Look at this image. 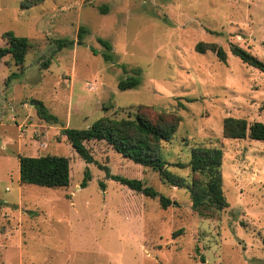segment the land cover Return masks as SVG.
Wrapping results in <instances>:
<instances>
[{"label": "rangeland", "instance_id": "rangeland-1", "mask_svg": "<svg viewBox=\"0 0 264 264\" xmlns=\"http://www.w3.org/2000/svg\"><path fill=\"white\" fill-rule=\"evenodd\" d=\"M22 1L0 0V48L6 32L30 44L21 68L10 56L0 60V264H202L200 256L205 264H264V143L222 134L229 117L264 124V73L229 51L237 46L264 62V0H45L21 9ZM80 27L84 45L55 52V41L76 42ZM98 38L110 43L112 62ZM198 43L221 47L225 61L196 53ZM134 72L139 86L119 91ZM138 107L151 121L179 120L161 143L170 164L187 163L193 148L221 151L227 208L193 207L188 188L163 183L104 142L86 143L98 165L86 164L61 133ZM46 155L68 158L66 188L20 182L18 157ZM99 166L173 204L162 209ZM85 171L90 181L80 188ZM168 171L186 185L206 181L189 168Z\"/></svg>", "mask_w": 264, "mask_h": 264}, {"label": "trees", "instance_id": "trees-1", "mask_svg": "<svg viewBox=\"0 0 264 264\" xmlns=\"http://www.w3.org/2000/svg\"><path fill=\"white\" fill-rule=\"evenodd\" d=\"M44 1L23 0L20 7L21 9H29ZM105 11L101 10V13L105 14ZM87 33L85 28L80 27L77 31L76 42L66 39L56 40L55 52L63 48H72L74 45L83 46V40ZM3 38L7 42V46L0 48V60L6 56H10L14 65L21 68L30 48L28 40L17 37L12 32H6ZM97 43L104 49L102 53L104 61L112 62L113 55L110 43L100 38L97 39ZM194 50L199 54H205L207 51H210L220 62H224L226 59L224 50L213 44L198 43ZM229 51L231 55L238 58L243 64L264 73V62L249 52L237 46H231ZM92 53L93 55H97V52L94 50H92ZM136 75L120 80L117 84V89L119 91H129L139 86L140 82ZM34 107H36L37 115L43 120L57 123V118L49 114L41 103L37 102ZM141 109V107H138L134 112L128 111L120 118L104 116L93 122L86 129L66 128L61 133L78 157L86 164L98 165L86 147V143L93 141L104 142L114 152L133 164L158 173L163 183L178 189L188 188L193 207L214 209L216 211H222L227 208L228 204L221 189V151L214 147L193 148L187 163L177 162L170 164L160 156L161 143L170 142L172 136L177 131L179 120L167 114H160L155 120L151 121L141 113ZM222 134L226 139L240 140L247 138L264 143V124L260 122L248 124L244 119L229 117L223 120ZM18 165L19 180L23 184L51 189L66 188L69 185L70 169L68 158L53 155L41 157L19 156ZM170 166L180 169L189 168L194 174L200 173L204 175L206 181L203 185L198 182L186 185L184 179L168 171V167ZM99 167L105 172L106 179L117 182L130 191L141 194L144 197L157 198L162 209H166L173 204L169 198L160 195L152 187L144 185L141 180L113 175L107 167ZM88 181H90V174L88 171H85L80 188H85ZM100 185L103 187V184ZM1 204L2 202L0 201ZM200 216H204V214L200 213ZM182 233L183 230L180 229L174 232L172 236L176 237ZM199 261L205 264V259L202 256L199 257Z\"/></svg>", "mask_w": 264, "mask_h": 264}, {"label": "water", "instance_id": "water-1", "mask_svg": "<svg viewBox=\"0 0 264 264\" xmlns=\"http://www.w3.org/2000/svg\"><path fill=\"white\" fill-rule=\"evenodd\" d=\"M31 103H32L33 106L37 104L36 101H31Z\"/></svg>", "mask_w": 264, "mask_h": 264}]
</instances>
